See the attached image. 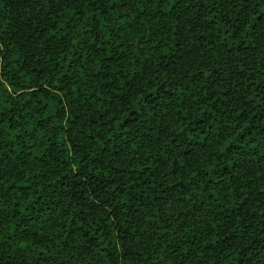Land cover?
<instances>
[{
    "label": "trees",
    "instance_id": "1",
    "mask_svg": "<svg viewBox=\"0 0 264 264\" xmlns=\"http://www.w3.org/2000/svg\"><path fill=\"white\" fill-rule=\"evenodd\" d=\"M0 264H264V0H0Z\"/></svg>",
    "mask_w": 264,
    "mask_h": 264
}]
</instances>
